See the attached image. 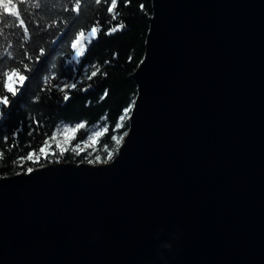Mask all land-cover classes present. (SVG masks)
Returning a JSON list of instances; mask_svg holds the SVG:
<instances>
[{
  "label": "water",
  "instance_id": "1",
  "mask_svg": "<svg viewBox=\"0 0 264 264\" xmlns=\"http://www.w3.org/2000/svg\"><path fill=\"white\" fill-rule=\"evenodd\" d=\"M106 164L0 177V264H264V0H151Z\"/></svg>",
  "mask_w": 264,
  "mask_h": 264
},
{
  "label": "trees",
  "instance_id": "2",
  "mask_svg": "<svg viewBox=\"0 0 264 264\" xmlns=\"http://www.w3.org/2000/svg\"><path fill=\"white\" fill-rule=\"evenodd\" d=\"M114 5V0H0V80L11 90L23 82L22 69L31 75L0 122V177L48 163L87 162L97 155L106 159L107 152L116 147L110 136L127 131V121L119 132L111 128L122 110L132 105L136 93L131 74L143 58L151 0H131L127 7L121 0L115 10L117 20L111 21ZM106 17L109 23L104 31L121 21L124 29L110 36L101 32L87 46L88 35L96 33ZM77 55L81 56L79 65L73 59ZM90 65L101 71L89 81L84 79V69ZM65 80L79 81L77 89H66L71 92L67 103L57 90ZM88 85L87 92L80 91ZM3 87L0 83V91H6ZM105 89L108 95L101 99ZM86 102L90 103L85 106ZM77 122H86V127L76 132L63 154L52 144V152L41 156L40 148L52 142L57 128ZM105 124L110 132L97 138L92 152L89 148L73 151ZM29 153L39 155L38 160L27 159Z\"/></svg>",
  "mask_w": 264,
  "mask_h": 264
},
{
  "label": "snow or ice",
  "instance_id": "3",
  "mask_svg": "<svg viewBox=\"0 0 264 264\" xmlns=\"http://www.w3.org/2000/svg\"><path fill=\"white\" fill-rule=\"evenodd\" d=\"M131 0H123V5L124 7H127L129 4H130ZM121 3V0H115V5L113 7V10L112 12L109 14V16L111 17V21H116L117 20V16H118V13L115 11L118 7V5ZM143 5H141V9H143ZM103 21V22H102ZM109 21H108V17H106L104 20H101L100 21V28L99 30L94 33V34H89L88 35V38H87V46L90 45L93 40L95 38H97L98 34L103 32L104 35H112L113 33L115 32H118V31H122L125 27L123 21H121L120 23H114L111 25V27H108L107 28V31H104L105 27H107ZM84 55H85V52H84ZM117 54H113V58H115ZM73 59L76 61L77 65L81 64V56L80 55H77V56H74ZM105 63H109L108 61H105ZM95 70H91L90 71V68H93ZM22 71L25 72V77L23 79V82L20 83L18 82L17 84L11 86V90H6L4 87H3V81L0 80V83H2V87L4 90L6 91H0V122H2L8 115V111L7 109H10L11 108V105L13 103H15V100L17 98V96L20 94L21 91H23L24 87L26 86L27 84V81L29 79H31V75L30 73L25 70V69H22ZM89 71H90V74H89ZM101 71L100 67L98 66H89V67H86L84 69V72H85V77L84 79H87V80H92L94 77L97 76V74ZM104 75L106 76L107 73L105 72ZM62 87L61 86H57V90L62 92L63 93V101L65 103H67L69 101V99L71 98V92L70 91H66V89L68 90H75L77 89L78 87V83L79 81H76V80H73L72 82H69L68 80H65V81H62ZM17 85H19V87H17ZM91 87V85H88L86 87H83V88H80V91H83V92H87L89 90V88ZM46 90V89H45ZM108 95V89H105V92L104 94L101 96V99H104L106 96ZM11 97V98H10ZM38 102V100H37ZM90 103V102H86V105ZM134 103V102H133ZM130 107H125L123 110H122V113L118 116V118L114 121V127L111 128V131L112 132H119V130L123 129L126 127V121L131 119L130 115H129V110H130ZM37 123H39V121H37ZM86 127V122H77L73 127H69L68 125H65L64 128H63V134H64V137H65V140H64V143H70L73 139H75V134L78 130L80 129H83ZM19 131H22V128L19 129L17 131V134L19 133ZM60 129L57 128V132H59ZM110 132V127L105 124L99 131H93L92 132V135L89 137L90 141L95 144L96 141H97V138L105 135V133H109ZM128 132L127 131H124L122 134L120 135H116V134H112L110 136L111 140L115 143V148L113 149V151H109L107 152V157L106 159H102L99 155H97L95 157V160H87V163L89 164H93V163H101V164H106L108 163L110 160L113 159L114 157V154L115 153H118L120 151V148L123 146V142L125 140V137L128 136ZM29 135H31V133H29ZM56 135L57 133H53L52 136L50 137L51 140L55 141L56 140ZM8 137L5 136L4 137V140L7 141ZM46 147H41L40 148V153L44 154L45 156L47 155V152H46ZM57 147L59 148L60 150V153L63 154L66 149L65 147H63L61 145L60 142H57ZM79 147V145H77V148ZM73 151H75V149H73ZM79 155V153H77ZM33 153H29L28 154V157L27 159L29 160H32L33 159ZM38 159V157H37ZM33 171V168L29 167L27 169V172L28 173H31Z\"/></svg>",
  "mask_w": 264,
  "mask_h": 264
},
{
  "label": "rangeland",
  "instance_id": "4",
  "mask_svg": "<svg viewBox=\"0 0 264 264\" xmlns=\"http://www.w3.org/2000/svg\"><path fill=\"white\" fill-rule=\"evenodd\" d=\"M63 128H64V126L63 127H61L60 128V131L59 132H55V133H57V135H56V140L55 141H53L52 140V142L50 141V142H48V144H47V147H46V152L47 153H51L52 152V148H51V146H52V144H55V146L57 147V142H60L61 143V145L63 146V147H65V149H67L68 148V146H69V143H64V140H65V137H64V134H63ZM92 135V133L83 141V143L77 148V146H75L74 147V149H87V148H89V149H91V152H92V148H93V146H94V144L90 141V139H89V137ZM45 147V146H44ZM58 148V147H57ZM59 149V148H58ZM60 151V150H59ZM39 155H34L33 156V160H38L37 159V157H38ZM41 156L42 157H44L45 155L44 154H42L41 153ZM92 160H95V159H92ZM98 163V162H97ZM97 163H93V164H97ZM43 166V165H42ZM40 167V166H39Z\"/></svg>",
  "mask_w": 264,
  "mask_h": 264
},
{
  "label": "clouds",
  "instance_id": "5",
  "mask_svg": "<svg viewBox=\"0 0 264 264\" xmlns=\"http://www.w3.org/2000/svg\"><path fill=\"white\" fill-rule=\"evenodd\" d=\"M114 2H115V0H114Z\"/></svg>",
  "mask_w": 264,
  "mask_h": 264
}]
</instances>
